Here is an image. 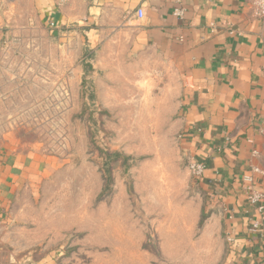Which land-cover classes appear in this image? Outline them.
Instances as JSON below:
<instances>
[{
    "label": "rangeland",
    "instance_id": "1",
    "mask_svg": "<svg viewBox=\"0 0 264 264\" xmlns=\"http://www.w3.org/2000/svg\"><path fill=\"white\" fill-rule=\"evenodd\" d=\"M6 4L0 153L40 156L54 172L20 198L1 260L264 264L252 250L231 256L226 212L193 179L175 74L101 21L56 33L32 0Z\"/></svg>",
    "mask_w": 264,
    "mask_h": 264
},
{
    "label": "crops",
    "instance_id": "2",
    "mask_svg": "<svg viewBox=\"0 0 264 264\" xmlns=\"http://www.w3.org/2000/svg\"><path fill=\"white\" fill-rule=\"evenodd\" d=\"M7 1L0 0V8L7 7ZM32 3L49 25L57 24L56 33L76 23L89 26L101 21L106 34L119 33L130 50L150 53L175 74L181 84L182 149L190 161L207 168L201 185L226 212L227 230L235 241L231 256L246 258L252 250V259L263 260L264 235L249 232L260 217L241 182L254 168L264 170V20L253 16L250 0ZM177 8L184 9L183 20L174 15ZM140 10L143 18L138 17ZM53 172V163L40 156L0 153L1 240L16 222L20 198L30 197ZM258 186L263 188L264 182ZM0 264H5L1 256Z\"/></svg>",
    "mask_w": 264,
    "mask_h": 264
},
{
    "label": "built area",
    "instance_id": "3",
    "mask_svg": "<svg viewBox=\"0 0 264 264\" xmlns=\"http://www.w3.org/2000/svg\"><path fill=\"white\" fill-rule=\"evenodd\" d=\"M251 12L253 16L258 20H264V0H250ZM138 17L143 18V11H138ZM174 15L181 20L184 19L185 11L183 8H177L174 11ZM51 29H56L57 24L55 22L50 23ZM234 32L231 31V34ZM190 172L193 179L199 183L205 179L206 166L203 163L190 161ZM252 175H246L241 179L243 184V190L249 205L259 215L260 220L252 222L249 232L252 235H264V187L260 188L258 185L260 182H264V170L254 168ZM231 241V240H230ZM233 242H235L233 240Z\"/></svg>",
    "mask_w": 264,
    "mask_h": 264
},
{
    "label": "trees",
    "instance_id": "4",
    "mask_svg": "<svg viewBox=\"0 0 264 264\" xmlns=\"http://www.w3.org/2000/svg\"><path fill=\"white\" fill-rule=\"evenodd\" d=\"M110 174V173H109ZM110 179V178H109ZM111 180V179H110Z\"/></svg>",
    "mask_w": 264,
    "mask_h": 264
}]
</instances>
